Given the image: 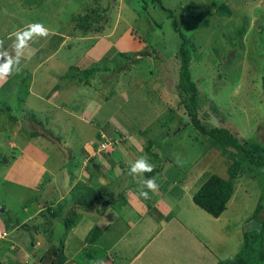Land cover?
Here are the masks:
<instances>
[{"label": "rangeland", "instance_id": "rangeland-1", "mask_svg": "<svg viewBox=\"0 0 264 264\" xmlns=\"http://www.w3.org/2000/svg\"><path fill=\"white\" fill-rule=\"evenodd\" d=\"M221 4L229 5L230 17L214 13ZM85 14L90 15L91 27L98 28L96 32L76 28L80 21L72 17ZM173 20L192 46L190 71L202 97L200 120L225 127L239 138L257 142V133L262 140L264 0H0L4 49L11 51V34L26 24L42 23L49 29L47 37L30 42V47L38 48L34 58L25 60V56L18 71L0 80V264L8 260L21 264L25 255L33 264H49L42 253L50 244L44 245L45 239L39 240L40 245L26 241L27 233L18 227L27 215L24 206H29L31 216L42 197L58 198L75 180L93 143L99 147L96 153L92 148V159L103 163L101 154L113 156L114 141L118 142L127 153L117 157L125 172L135 157H146L154 171L122 175L119 166L115 181L121 188L131 187L139 203L150 209L151 218L158 219L153 203L160 202L170 210L166 217L171 222L182 221L192 233L169 227L162 238L150 243V250L146 247L137 264H144L149 255L152 264H202L192 255L180 260L165 255L166 233L170 242H181L173 247L178 251L193 250L201 241L213 249L217 261L230 260L242 247L247 224L257 218L264 222V175L262 169L249 165L233 182L221 229L215 222L209 224L210 216L192 202L209 174L228 178L230 162L199 139L186 116L177 88L180 39ZM238 30H243L241 36L236 35ZM103 49L106 57L101 58ZM94 67L88 79L82 75V70ZM61 102L69 108L58 109ZM213 105L223 122L211 109ZM113 128L115 136L99 143L98 134ZM92 164L86 160L84 165L97 173ZM149 177H156L158 189L144 200L139 191L142 180ZM82 184L78 183V191L83 192ZM55 185H59L57 192L50 190ZM113 191L103 198L116 202L118 194ZM126 194H121L122 200ZM53 217V230L45 228L48 234L60 236L68 216L54 213ZM77 259L67 264H86L85 254Z\"/></svg>", "mask_w": 264, "mask_h": 264}, {"label": "crops", "instance_id": "crops-1", "mask_svg": "<svg viewBox=\"0 0 264 264\" xmlns=\"http://www.w3.org/2000/svg\"><path fill=\"white\" fill-rule=\"evenodd\" d=\"M68 39H70V37H68ZM96 47L94 48V50H97ZM30 48L32 51V55L26 56L25 60L29 58L33 59L38 52L37 51L38 48H34V47H30ZM114 49L115 48H113L112 50ZM102 56L106 57L104 53V49L102 51L101 58ZM54 98L57 99L58 97L54 96ZM47 99L48 98L42 100L46 101ZM56 107L64 111L65 109L69 108V105L64 102H61L60 104H57ZM84 112L85 111L83 110V113ZM115 134H116V128L110 129L109 132L107 131L100 132L97 136L99 138V143H102L103 140L107 138H111L113 135L115 136ZM114 142L115 143L113 145H115L114 147L115 149H112L113 156L111 155L107 156L101 154V159L103 160V163H101V161L96 162L98 159L96 157L92 159L94 157L93 156L94 151L92 150V148H96L95 150L96 153L98 151L99 145L95 143H93V147L89 145L88 151L85 150L86 151L85 153L87 155L82 161L83 165L81 163V166L78 169V175L74 176L75 180L71 182V184L68 186L67 189H64V191L61 194H59L58 198L47 200L46 197H42L41 201L38 200L39 203L36 208V211L35 212L32 211L33 215L31 216H29V212H31L30 208L28 206H24V213H26L27 215L24 217L23 221L21 222V225L26 224L29 220L33 218H36L35 219L36 225L43 223L44 218L42 216H44L45 211L46 212L50 211V215L55 213L58 216L67 215L71 211H75L77 214H80V219L76 221V223H74L72 226H70L67 232H65L66 241L64 242V257L66 264L70 261L78 260L77 258L83 256L84 254L88 255L84 253L85 250L86 252L88 251L89 254H92L93 255L92 257H94L93 260L90 259L91 258L90 255L86 256L87 260L84 261L86 264L88 263L91 264L92 261H95L97 259L102 261V264H137L138 260L141 259V256L143 255L146 247L147 250H150L152 245L150 243L152 241L153 243H155L158 238H162L160 237V235L162 233H165L169 229V227H176V228L179 227L177 229H180V233H184V234L185 232L187 234L190 232L182 221L174 220L171 222L170 220L171 218L168 219L166 217V214L170 210L164 209L163 206L160 205V202L156 201L155 203H153V205L159 210L158 213L159 216L157 217L158 219L151 218V216L149 215L151 213L150 209L148 207H144L143 204L139 203V200L136 198V196L130 192L131 187L127 185L125 188H121L120 185H118V183L115 181V178L113 176L116 175V172L118 173L119 171H123L124 169L121 164L122 159L117 157H120V154L121 155L124 154L125 156V154L127 153L122 152L124 148L119 147L118 142L117 143L116 141ZM140 157L142 156H138L135 158L137 160ZM86 160L95 162V164L92 165L94 166L95 170H97V173L87 169V166L84 165ZM134 160L135 159H133L132 162H130L129 159L126 160L128 163L130 162L128 168L126 169L127 173H129L130 166L134 162ZM125 163L126 162L124 161L123 163L124 166L126 165ZM118 167L120 168L119 171H118L119 169ZM126 172L123 171L122 175H124ZM55 180L56 177L54 175L53 182ZM80 181L83 182L82 184L83 188H87L88 186H90V187H100V188L105 187L110 192L115 190V193L118 194V200L114 203L111 202L112 205L108 206L105 209V211L101 213L100 212L87 213L81 210L79 207H77L76 204L74 203V200L80 196L79 193L82 192V191H78L77 189L78 183ZM115 183L117 185V189L116 187L112 186ZM135 186L136 189L138 190L137 185ZM58 187L59 185H55L54 187H51L50 190L52 191L56 190L57 192ZM118 187L120 189H118ZM145 191H147L146 188ZM125 192H127L125 196L126 200L124 199L122 200L121 194ZM69 197L73 199L72 202L70 203H68L67 201ZM148 206L151 207L152 205H148ZM154 206H152L153 209H156ZM227 210L228 207L223 212V214L218 218H213L209 215L210 216V217L208 216L210 219V221L208 220L209 224L215 222L217 223L216 226L217 230L221 229L220 222H223L221 218L227 212ZM47 214L49 215V213ZM53 220L56 219L53 218ZM156 220L158 222V226L160 225L159 229H157L155 225ZM95 227L101 229L102 234L95 240L94 243L90 244L87 241V237L90 231ZM53 228L54 226L52 224L48 225L49 230L51 229L53 230ZM48 233L49 232L47 231V233L45 234L46 237L51 236ZM190 234L192 235L191 232ZM68 235H70V238H67ZM45 236L43 237L40 235L37 236V240H36L37 245L43 244L40 242L41 240H44L46 238ZM21 237H23V235H21ZM166 237H168L167 233L164 238L165 241L168 240L169 243L168 242L164 243L167 245L168 248L164 250L165 255L172 256L173 254L174 258L175 257L179 258L178 260H180L182 257L192 255L197 259V261L202 262V264H207V263L217 264L218 256H215L216 258L213 256L214 254V253L212 254L213 249L210 246H208L207 243L200 241L198 244H196L197 245L196 247L192 248L193 250H190L188 252L187 251L181 252L173 248L176 244H180L181 242L172 243L170 242V238H166ZM44 245L47 244L45 243ZM154 248L156 250L162 249L161 247H157V246H155ZM172 248L174 250H171ZM153 255L155 256V250L153 251ZM150 258L151 256L149 255V257L143 263L152 264V262H150L151 261ZM83 260H85V258ZM209 260H211L210 263L208 262ZM40 261H42L41 258Z\"/></svg>", "mask_w": 264, "mask_h": 264}, {"label": "trees", "instance_id": "trees-1", "mask_svg": "<svg viewBox=\"0 0 264 264\" xmlns=\"http://www.w3.org/2000/svg\"><path fill=\"white\" fill-rule=\"evenodd\" d=\"M151 1L159 2V0ZM214 13L221 17H230L232 12L229 5L221 4L215 9ZM86 15L87 14H85L84 16L77 15L72 17L73 21H80L76 28L83 29L84 33L87 34H90L93 31L96 32L98 28L91 27L92 23L90 15H87V17ZM83 19H86V21H84ZM172 24L175 32L178 34L180 39V45L176 55L179 60V76L177 88L180 96H182V105L186 111V116L189 117V123L197 133L199 139L201 138L211 148L216 149L223 158L230 162V165L228 167L227 179L222 178L216 174H209L192 196V202L194 203V205H196L211 217L218 218L226 210L227 204L231 200V197L233 195L234 180L241 174H243L246 165L259 168L260 170L262 169L261 172L264 175V138L260 140L257 133L254 138L255 140H257V142L254 140L239 138L237 134L232 133L225 127L208 126L200 120L198 116V110L202 103V97L197 84L192 79L190 71L192 62V46L190 45V42L185 37V35L180 31L175 20H173ZM242 32L243 30H238L236 32V35L241 36ZM76 70L79 72L81 71L77 68ZM91 70L94 71L96 69L95 67L93 69H84L82 70V75L85 77L86 74L88 79L89 75H91L89 73V71ZM84 85H88V83L85 82ZM211 109L215 112L216 115L219 116V111L215 105L211 106ZM8 117L11 119L10 114H8ZM219 117L223 122V116ZM33 121L38 122L36 120ZM38 124H41V122H38ZM32 134L35 135V133ZM149 154H151V157L153 156L151 152ZM74 170H76V167ZM154 170L155 169H153V171ZM79 194L80 196L74 200V203L77 207L87 213H101L105 211L108 206L112 205L111 202H108L103 198L104 195L112 196L105 187L100 188L88 186L87 188H83V192H80ZM47 213H49V215ZM53 214L50 215V211H45L44 216H42L44 218L43 223H40L38 225H36V218L29 220L26 224L18 225V227L23 228L22 230L27 233L26 241L33 243L37 240L38 235L42 237L45 236V234L47 233V229L45 228V226L51 225L50 220H53ZM67 216L68 217H66V219L64 220L63 234L59 236L53 235V233L51 232V236H45L46 244H50L51 247L49 249H46V253L44 252L42 253V255L46 254L45 257L46 260L49 261V264L65 263V232H67L70 226H72L74 223H76V221L80 219V214H77L75 211H71L67 214ZM256 220L260 221L261 223L260 230H247L246 232H244L243 244L240 251L232 259L226 261H218L217 264H264V222L258 218ZM101 234L102 230L95 227L90 231L87 237V241L92 244ZM62 235L64 237L63 241L61 237ZM49 240L55 241L50 243ZM35 253L37 254L38 252L35 250ZM89 255L91 257L90 259L94 260L92 254H88L86 256ZM40 256L41 255H39L38 258H41V260L43 261L42 257ZM26 260H29L27 259V256L22 259V261L24 262H22L21 264H33L34 262L32 260L30 262ZM53 260L56 261L54 262ZM10 262L11 261L8 260L5 262V264H10Z\"/></svg>", "mask_w": 264, "mask_h": 264}, {"label": "clouds", "instance_id": "clouds-1", "mask_svg": "<svg viewBox=\"0 0 264 264\" xmlns=\"http://www.w3.org/2000/svg\"><path fill=\"white\" fill-rule=\"evenodd\" d=\"M49 29L42 23H29L22 28L17 29L11 35L14 37L12 44L10 45L11 51L4 49L3 41H0V80L6 79L12 74L13 70H19L20 61L25 56H31L32 51L30 48V42L34 38L47 37ZM179 163V158H177ZM153 171V165L150 164L146 157L138 158L131 164L129 169V175H140L143 173H150ZM143 188L139 191V196L144 200L150 199L149 191L155 192L158 189L156 183V177H149L142 180ZM91 264H102L99 259L92 261Z\"/></svg>", "mask_w": 264, "mask_h": 264}, {"label": "water", "instance_id": "water-1", "mask_svg": "<svg viewBox=\"0 0 264 264\" xmlns=\"http://www.w3.org/2000/svg\"><path fill=\"white\" fill-rule=\"evenodd\" d=\"M147 57H151V54H148ZM247 229L252 231V230H256L259 231L261 228V223L258 220H252L247 224Z\"/></svg>", "mask_w": 264, "mask_h": 264}]
</instances>
